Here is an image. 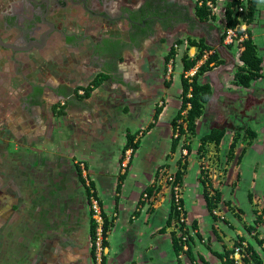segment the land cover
<instances>
[{"label":"crops","instance_id":"obj_1","mask_svg":"<svg viewBox=\"0 0 264 264\" xmlns=\"http://www.w3.org/2000/svg\"><path fill=\"white\" fill-rule=\"evenodd\" d=\"M89 1L88 12L77 11L67 24L52 22L81 40L73 48L62 43L44 48L33 42L31 49L21 52L15 49L19 47L15 32L0 25V40L10 46L0 45V264H94L90 231L95 221L89 208L94 196L105 218L101 220L105 245L99 249L95 242L97 262L102 256L104 264H228L235 241H246L257 253L247 264H258L257 260L264 264V251L254 239L264 241V225L256 222L255 206L257 199L264 200V179L254 170L258 164L264 168V113L256 114L258 107L264 110V103H253L259 92L263 93L259 102L264 98L261 0H257L254 18L263 33L255 31L252 23L247 28L262 62L263 78L248 88L234 79L243 39L235 42L237 50L224 43L225 36L222 39L230 29L225 30L224 13L232 0H171L184 8L186 18L199 30L189 32L186 21L178 19L169 33L157 32L140 44L128 40L126 20H111L118 8L135 0ZM203 2L211 5L213 20L195 18V6ZM6 4L10 1L0 0V13ZM191 40H202L212 48L207 56L216 52L220 59L219 66L199 78L211 86L212 96L197 121L196 141L191 146L199 145V139L212 129L224 131L217 146H204L209 158L223 160V183L214 188L224 216H215L205 202L203 208L193 204L201 199L198 192L202 189L198 181H191L190 200L200 208L191 219L187 216L188 251L177 252L173 239L179 233L173 218L168 223L172 200L161 171L175 162L172 122L181 105V77L193 76L206 58L183 71L182 56L193 58L198 53L197 47L189 46ZM113 42L127 48L115 62L93 49ZM171 49L173 56L167 60ZM176 64L181 71L174 78ZM96 76L105 79L83 97ZM166 116L169 138L163 144L152 143V134ZM249 131L253 139L247 136ZM129 137L135 148L126 147ZM144 146H154L150 174L140 183L138 176L136 187L128 185L134 155ZM193 148L189 161L197 157ZM190 165L194 167L193 162ZM81 166L87 169L88 183ZM189 170L182 177L185 196ZM90 183L93 196L87 195ZM147 188L152 193L144 198ZM128 201L126 226L120 228L119 212ZM185 209L188 215L186 203Z\"/></svg>","mask_w":264,"mask_h":264},{"label":"trees","instance_id":"obj_2","mask_svg":"<svg viewBox=\"0 0 264 264\" xmlns=\"http://www.w3.org/2000/svg\"><path fill=\"white\" fill-rule=\"evenodd\" d=\"M199 2V0H197ZM241 5L240 0H232L231 3L227 6L225 10V30L228 28H235L238 24L237 21V14L236 10L237 8ZM257 5V0H246V4L244 5L245 8V13L244 16H242V19L247 23V25L251 24L254 15L257 11L256 9ZM195 18L199 22H207L210 20H213V15L209 7L203 2L201 5L196 4L195 6ZM247 38L243 39L240 42V48L241 51L239 53V61L240 65L236 67L235 70V75L234 79L238 84L243 86L244 88H248L253 81L259 80L263 78V73H262V62L259 56L257 55V50H256V45L253 43L252 39L250 38V32L247 30L246 32ZM225 35V33H224ZM224 35L222 36V39L224 38ZM179 43L180 41H176ZM188 44L190 47H197L198 53L196 54L195 57L189 58L187 55H183L181 58V63H182V68L184 72L190 71L193 69L197 63L203 58L204 53L212 48L207 46L202 40L199 41H188ZM173 56V50L171 49L168 56L167 60L169 57ZM213 65V66H211ZM220 65V59L218 58V54L216 52L212 53L211 55L207 56L202 64H200L197 67L196 73L191 77L190 80H188L185 77H181V85H182V91L180 95L181 99V105L178 113L176 114L173 122H172V130H173V135L175 134V130L178 129V136L173 137L172 144H171V151L175 152L181 138L184 136L185 137V144L182 146L184 149H187V154L190 153V139L194 138L196 135V127H197V121L198 119L202 116L205 105L209 102L212 96V89L211 86L208 83H201L199 81L200 76H203L207 72L211 71L213 67H217ZM105 78L102 76H96L92 82L89 84L87 88L84 89V94L83 97L88 96L89 90L95 89L100 85V83L104 80ZM185 111V116L181 117V113ZM158 114H156L155 119ZM182 118V125H177L176 121L178 119ZM150 125L149 127H151ZM247 136L249 139H253L254 133L249 131L247 132ZM224 136V131L219 130V129H212L208 133L204 134L200 139H199V146H198V151H200L202 148H204L205 145L207 144H214L217 146L221 139ZM132 137L128 138V142L126 147H134L135 144H132ZM192 140V139H191ZM234 147V142L231 144L230 149ZM201 153V152H200ZM184 173V168L181 169V166H178L175 173V181L178 182L179 184L181 183V179L183 177ZM84 183V182H83ZM89 188L92 189V184H89ZM87 190V195H89V191ZM146 191L148 192L147 196L150 197L152 190L150 188H147ZM220 194L216 191L214 193V197L210 199L213 205H216L219 201ZM98 201V200H97ZM211 202H207V205L211 207ZM180 201V205H181ZM99 207L101 208L100 202H98ZM177 211L175 207L173 206V199H172V207H171V213L170 217L168 219V223L170 222V219L173 218L174 222L177 220ZM100 215L102 219L105 222L104 214L102 213L100 209ZM264 212L261 213L256 219V222L258 223H263L264 225ZM178 230L180 231V234L178 237H174V246H175V251H182L183 244L186 243L188 245V240H189V230L187 228V224L180 225L178 227ZM187 232V234H186ZM91 241H92V246H91V255L93 262L95 264V250H96V223L91 221ZM102 235H103V240H102V245L104 244V236H105V227L104 225L102 226ZM185 237V240L182 241V238ZM255 243L262 247L264 251V241L261 239H258L255 236ZM245 252L247 253V258H245V255L243 256V264H247L250 260L254 261V258L256 257L257 253L254 249V246L251 244H247ZM188 251V250H187ZM185 251V252H187ZM184 252V251H183ZM249 258V259H248ZM248 259V260H247ZM228 264H233V260H228ZM256 263L260 264V261L257 260ZM101 264L103 263V257L101 258Z\"/></svg>","mask_w":264,"mask_h":264},{"label":"flooded vegetation","instance_id":"obj_3","mask_svg":"<svg viewBox=\"0 0 264 264\" xmlns=\"http://www.w3.org/2000/svg\"><path fill=\"white\" fill-rule=\"evenodd\" d=\"M9 1L10 4H6L2 8L3 12L0 13V25L15 32L13 37L19 46L15 47L16 50L21 52L29 50L33 42L44 44V48L58 43L73 48L81 42L73 34L64 33V30L58 28L59 25L55 26L52 22L67 24L75 17L77 11L88 12L89 0ZM98 2L100 0L96 3ZM186 17L188 15L184 8L171 0H141L140 2L137 0L125 8H118L111 20H126L128 40L133 44H140L157 32L169 33L168 31L178 25V19L186 21L189 32L198 31L199 27L196 29V24H192ZM93 49L100 57L111 62H115L127 50L121 42L107 43Z\"/></svg>","mask_w":264,"mask_h":264},{"label":"rangeland","instance_id":"obj_4","mask_svg":"<svg viewBox=\"0 0 264 264\" xmlns=\"http://www.w3.org/2000/svg\"><path fill=\"white\" fill-rule=\"evenodd\" d=\"M135 1H137V0H135ZM259 5H260L261 8L264 7V0H261ZM261 19L262 18H259V20H261ZM253 21H252V24L255 25L256 28H255V26H253L252 28H254L255 31H257L259 33H263V28H262L263 26L262 27L259 26V22H258L257 18L256 19L254 18ZM183 39H186V38L184 37ZM236 44L237 43L234 42L233 45H231L229 47H234ZM233 49L237 50L238 47L237 48L234 47ZM180 71H181V68H180L179 64H176L175 65V69H174V78L180 73ZM262 82H263L262 84H264V81H262ZM174 88H176V87L174 86ZM259 88H257V89L259 90ZM258 90H257V92H259ZM259 95H263V93L259 92ZM259 95H258V93L255 95L256 99L253 100L254 104L260 105V104L264 103V98H263V100L261 102H259V100H261L260 99L261 96H259ZM263 108H264V106H263ZM258 109L259 110L256 111L257 112L256 114L258 116H260V115H262L261 114L262 112L264 113V110L262 108H260V107H258ZM262 118H264V115L262 116ZM138 125H140L139 128L143 127V126H141L142 123H140ZM170 132L171 131H170V126L168 124V117L166 116L164 119H162V122L159 125L157 131L154 134H152V138H155V142L152 141V143H157V140H158L160 142V144H163L169 138ZM198 132H200V130ZM173 137H174V135H173ZM194 138H191L192 140L190 139V144L193 141H196V139L194 140ZM185 142H186V140H185V137L183 136L181 138L176 150H175V155L173 157L175 159L174 165L172 164V166L171 165L163 166L162 169L165 170V175H163L162 177H163V179L165 181L166 174H171V175L174 176V173H175V171H176L178 166H181V169L184 168V173L183 174L187 173L186 170H187L188 167H190L189 174H188V176L186 177V180H185L186 185H187L186 186V194H187L186 196H185L184 186L182 185V181H183L182 179H181V183H180V196H181L180 197L181 198L180 201L182 202L181 203L182 208H183L182 210H183V213H184V216H185V219H186L185 224H187V216H188L189 219H191L192 217H194V213L197 212L199 210V208H200V207H195L194 205H192V202L190 200L192 198V196H191V193L189 191H192V188H193V186H192L193 184H192L191 181H193V182H194V180L198 181L199 188L202 189V191L200 193L198 192V194L201 195V199H198V201H195V203H193V204H196L198 206L201 204L202 205L201 207L203 208V207H205L204 202L207 204V202L208 201L211 202L210 199L214 197V193L217 191L214 188V186L216 185L218 187L219 185H221L223 183V182L221 183V181H220V179H222L221 177L223 176V172H222V166H223L222 162H223V160H221V158L218 157V156L216 158L215 157L213 158V157L210 156V158H209L208 155H210V153H209L208 150H206L205 148H202L200 151H198V146L199 145L194 146V148L190 145V152L192 151V148H193L194 153L197 154V157H196L197 160H196V158L191 157V160L189 161V159H187V156H188L187 149L186 148L184 149L182 147L185 144ZM157 145H159V144H157ZM153 147L150 146V147L147 148V147L144 146L142 148V151H137L136 154L134 155V158L132 160V164H131V167H130L128 185L130 183H133L135 185V182L137 181L138 176H139V179H138L139 183H140V181L145 180L149 176V174H150L149 173V168H150L149 161H151V159H153L152 156H151L150 151L153 149ZM184 152H186V154ZM257 157H259V154H257ZM251 159H253V158H250L249 160H251ZM257 159H260V158H257ZM249 160H248V162H249ZM155 161L157 162L158 160L155 159ZM253 161L258 162V160H256V159H254ZM192 162L194 163V167L190 165ZM125 166L126 165H124V167L122 166L121 168L124 169V168H126ZM112 167H113L112 169L114 170L115 169L114 165ZM170 167H171V169H170ZM243 168H244V166H243ZM85 169H86V167L84 168V170H83L82 166L80 167V171L82 172V174L84 176L82 178L84 180H86V182L88 183V178L89 177H88V174L86 172L87 169L86 170ZM197 170L199 171L198 175H197ZM254 170H255L258 178L261 175H263L262 179H264V168H261V164H258V166H255ZM223 171L225 172L224 167H223ZM196 176H198V178H196ZM165 184H166V187L168 188V191L171 193L170 195H171V200H172L174 194H173V191H172L171 183L165 181ZM258 186H259L258 182L255 183L254 185H252V187L254 189H256ZM135 187H136V185H135ZM88 190H89V194L90 195H94V192L90 188ZM94 199L97 200L95 196H94ZM185 203H186V206L189 208L188 215H187V210L185 209ZM263 203H264V200L259 198V199H257V203L255 204V206L258 208L257 213L259 215H261V213L264 212ZM91 204L92 203L89 204V208L91 210L90 211V214H91L90 216H92V220H94V218H93V214L94 213L92 211L93 209L91 207ZM129 205L130 204H129V201H128L127 205L123 206L120 209L119 216H118L119 217L118 218V224H119L120 228L121 227L124 228L126 226L125 223H124L125 222L124 217L128 213ZM106 207H108V202H106ZM211 207L213 208V210L215 212V216H218V217L224 216V213H222L218 209L217 204L213 205L212 202H211ZM224 208L225 207L223 206V209ZM225 211L229 212L230 209H228V210L226 209ZM201 212H202V210H201ZM226 212H225V214H226ZM96 227H97V223H96ZM177 229H178V227H177ZM250 230H252V229H248L249 233H250ZM179 232L180 231L178 230V233ZM186 234H187V232H186ZM252 237H254V236L252 235ZM247 244L248 243L246 241H235V243L232 245V249H231L232 253L231 252L230 253L233 254V249L239 247V248H241L240 250H242V254L245 255V253H246L245 252V250H246L245 246H247ZM245 256H246L245 258H247V253H246Z\"/></svg>","mask_w":264,"mask_h":264},{"label":"built area","instance_id":"obj_5","mask_svg":"<svg viewBox=\"0 0 264 264\" xmlns=\"http://www.w3.org/2000/svg\"><path fill=\"white\" fill-rule=\"evenodd\" d=\"M241 5L237 8L236 10V14L237 16V21L238 24L235 28H230L226 31L225 34V38H224V43L226 45H230L233 44L234 42H240L242 39L246 38V31L248 30V25L247 23L242 19V16H244L245 13V8L244 5L246 4V0H240ZM209 7H211L210 4H208ZM176 47V46H174ZM209 53L205 52L204 54V58L207 57ZM212 66V65H211ZM196 67V66H195ZM185 78H187L188 80L191 79V75L190 74H186L184 75ZM185 116V111L181 113V117ZM177 125H182V118L178 119L176 122ZM178 136V129L175 130V134L174 137ZM186 154V152H184ZM161 173L163 175H165V170H162ZM165 181L171 183L172 186V191H173V206L175 207L176 211H177V220L175 223L176 227H179L180 225L185 224L186 219L183 213V208L182 205H180V184L178 182L175 181V177L171 174H166L165 176ZM93 196V195H92ZM144 198H147V194L143 195ZM90 202L91 207H92V211H93V218L95 220L97 224L96 227V231H97V236H96V240H98V247L99 249L102 247V240H103V235H102V225H101V220L102 217L100 215V207L98 205V201L95 200L93 197L91 198ZM180 234V232H179ZM98 238V239H97ZM185 240V237L182 238V241ZM187 249V244L184 243L183 247H182V251H185ZM241 248L237 247L235 249H233V254L231 259L233 260L234 264H242L243 263V254H242V250H240ZM100 258H102V256H100ZM95 264H101V259L97 262V260L95 261Z\"/></svg>","mask_w":264,"mask_h":264},{"label":"water","instance_id":"obj_6","mask_svg":"<svg viewBox=\"0 0 264 264\" xmlns=\"http://www.w3.org/2000/svg\"><path fill=\"white\" fill-rule=\"evenodd\" d=\"M43 39L41 40V42L43 43ZM0 45H2V46H5V47H10V46H8V45H4V43L3 42H1V40H0Z\"/></svg>","mask_w":264,"mask_h":264}]
</instances>
